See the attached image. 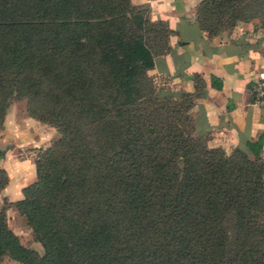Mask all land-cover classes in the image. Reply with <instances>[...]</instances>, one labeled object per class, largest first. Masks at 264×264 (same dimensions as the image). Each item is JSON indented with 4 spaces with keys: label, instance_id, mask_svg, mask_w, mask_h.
Returning a JSON list of instances; mask_svg holds the SVG:
<instances>
[{
    "label": "trees",
    "instance_id": "trees-1",
    "mask_svg": "<svg viewBox=\"0 0 264 264\" xmlns=\"http://www.w3.org/2000/svg\"><path fill=\"white\" fill-rule=\"evenodd\" d=\"M194 18L210 37L252 19L264 27V0H200ZM170 33L130 0H0V94L24 98L28 116L58 133L21 197L2 198L42 253L19 243L1 208L0 257L264 264L261 141L208 146L191 94L151 87Z\"/></svg>",
    "mask_w": 264,
    "mask_h": 264
},
{
    "label": "crops",
    "instance_id": "crops-1",
    "mask_svg": "<svg viewBox=\"0 0 264 264\" xmlns=\"http://www.w3.org/2000/svg\"><path fill=\"white\" fill-rule=\"evenodd\" d=\"M130 1L147 5L151 18L166 20L171 32L169 50L154 58L152 76L166 89L191 94L188 114L196 133L207 136L208 146L226 152L234 147L245 148V142L258 149L255 143L259 140L258 152L264 162V105L253 103L251 94L254 81L264 76L263 31L250 20L237 22L210 37L195 22L194 8L200 0ZM11 110L3 117L1 141L18 137L30 146L45 148L53 136L51 130L20 111L13 114L16 123L9 124ZM2 154L4 159L7 152L3 150ZM32 159L30 156L25 160L33 164ZM1 168L6 170L4 165ZM6 174L7 183L1 192L7 202H14L34 176L25 170L13 178Z\"/></svg>",
    "mask_w": 264,
    "mask_h": 264
},
{
    "label": "rangeland",
    "instance_id": "rangeland-1",
    "mask_svg": "<svg viewBox=\"0 0 264 264\" xmlns=\"http://www.w3.org/2000/svg\"><path fill=\"white\" fill-rule=\"evenodd\" d=\"M151 18V17H150ZM153 19V18H151ZM162 20V19H158ZM166 22V20H163ZM254 21V25H256L257 28H260L263 31V34H261L262 38L264 36V27L260 24V21L257 19H252ZM162 23V22H161ZM149 82L152 88H161L166 89V86H160L158 83H156L153 79V76H150ZM0 108L3 109V114L5 115L8 110L12 109L10 111V119H9V124H14L16 123V120L13 118V114H18V112H22L27 114L26 111V100L24 98H18L15 94H0ZM28 115V114H27ZM13 118V119H12ZM3 121L0 122V169L4 165L5 173L7 172L12 178L15 176L16 173L19 171L25 170L29 171V175H33L35 180V175H34V164H31V162L26 161V158H29L32 156V160L36 158L38 153L41 152V149H38L37 147L30 146L24 142H21L20 138L15 137L14 139L11 140H5L1 141V137L4 136V130H3ZM19 121V120H18ZM46 127H48L51 132L53 133V136L51 137V140L47 146H49L56 138L58 137V133L56 130L50 126L45 124ZM3 130V131H2ZM20 134V133H18ZM24 139L26 138L23 137ZM17 142H19L17 144ZM21 143V144H20ZM23 143V144H22ZM48 143V141H47ZM46 146V147H47ZM6 151L7 155L2 159L3 154L2 151ZM39 150V151H38ZM232 150V149H230ZM229 150V151H230ZM227 151V152H229ZM25 160V161H24ZM7 175V174H6ZM33 181L28 182V184L32 183ZM27 185V184H26ZM2 198L6 200V198L2 195V192L0 190V209L5 208V216H6V221L9 226V228L13 229V231L18 235V241L21 245L27 248H31L35 250L38 254L42 253V248L41 246L34 242L32 240L31 234L29 232V229L25 225L24 219H20L19 215L17 212L14 210L13 207L11 206H6V204L2 201ZM7 211V212H6ZM0 264H19L16 260L12 259L8 255H3L0 257Z\"/></svg>",
    "mask_w": 264,
    "mask_h": 264
},
{
    "label": "built area",
    "instance_id": "built-area-1",
    "mask_svg": "<svg viewBox=\"0 0 264 264\" xmlns=\"http://www.w3.org/2000/svg\"><path fill=\"white\" fill-rule=\"evenodd\" d=\"M252 101L258 105H264V76L254 81L251 87Z\"/></svg>",
    "mask_w": 264,
    "mask_h": 264
}]
</instances>
